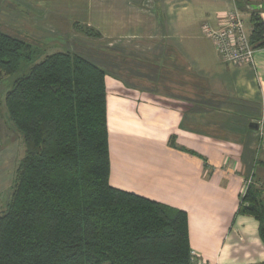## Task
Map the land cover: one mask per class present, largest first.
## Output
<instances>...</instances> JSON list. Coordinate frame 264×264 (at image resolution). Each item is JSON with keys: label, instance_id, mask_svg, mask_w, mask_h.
Masks as SVG:
<instances>
[{"label": "crops", "instance_id": "obj_1", "mask_svg": "<svg viewBox=\"0 0 264 264\" xmlns=\"http://www.w3.org/2000/svg\"><path fill=\"white\" fill-rule=\"evenodd\" d=\"M0 3L53 30L18 29L27 35L74 38L75 24L99 33L114 188L185 211L196 264H264L259 222L240 212L251 186L264 204V48L227 63L205 31L223 27L236 1Z\"/></svg>", "mask_w": 264, "mask_h": 264}, {"label": "trees", "instance_id": "obj_2", "mask_svg": "<svg viewBox=\"0 0 264 264\" xmlns=\"http://www.w3.org/2000/svg\"><path fill=\"white\" fill-rule=\"evenodd\" d=\"M247 4L237 7L253 16L250 40L258 50L262 23ZM29 37L0 27V80L28 68L5 96L25 154L0 212V264H193L185 211L110 183L100 59L69 50L40 60V42ZM262 198L251 186L240 212L257 219L264 240Z\"/></svg>", "mask_w": 264, "mask_h": 264}, {"label": "rangeland", "instance_id": "obj_3", "mask_svg": "<svg viewBox=\"0 0 264 264\" xmlns=\"http://www.w3.org/2000/svg\"><path fill=\"white\" fill-rule=\"evenodd\" d=\"M14 3V2H13ZM17 4H4L0 3V27L12 29H26L35 31H52L45 22L30 20L27 16L19 14ZM243 12H246L241 10ZM6 15V17H3ZM20 17L24 19H20ZM248 29L250 34L253 31L252 15L248 14ZM73 37H63L62 35H44L33 36L29 35V40L40 42L36 47V52L42 55L40 60L46 56L56 52L75 51L81 52L85 56H89L95 60L100 59V51L98 48L100 36L99 33L88 26H80L75 24ZM79 26V29L76 28ZM22 32V31H21ZM49 33V32H48ZM25 34V33H24ZM26 38V35H23ZM33 38V39H32ZM99 62V61H98ZM98 62L96 64H98ZM111 70L115 71L113 65ZM28 73V68L23 65L22 68L13 76H4L0 80V212L5 210L9 204L15 183V174L18 165L25 154V147L22 135L17 131L14 124L8 116L5 106L6 93L12 89L13 82L16 78L21 77Z\"/></svg>", "mask_w": 264, "mask_h": 264}, {"label": "built area", "instance_id": "obj_4", "mask_svg": "<svg viewBox=\"0 0 264 264\" xmlns=\"http://www.w3.org/2000/svg\"><path fill=\"white\" fill-rule=\"evenodd\" d=\"M234 1L251 3L255 0ZM244 13L237 7L226 16L223 27L219 29L205 28L206 33L215 43L218 54L224 62L239 65L253 62V57L257 49L251 44L250 32ZM258 16L261 19L264 37V13L259 12ZM191 256L193 264H196V252L192 251Z\"/></svg>", "mask_w": 264, "mask_h": 264}, {"label": "water", "instance_id": "obj_5", "mask_svg": "<svg viewBox=\"0 0 264 264\" xmlns=\"http://www.w3.org/2000/svg\"><path fill=\"white\" fill-rule=\"evenodd\" d=\"M247 10L250 12H263L264 13V2L259 4L248 3ZM254 129H259V124H252L251 125Z\"/></svg>", "mask_w": 264, "mask_h": 264}]
</instances>
